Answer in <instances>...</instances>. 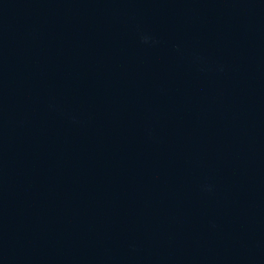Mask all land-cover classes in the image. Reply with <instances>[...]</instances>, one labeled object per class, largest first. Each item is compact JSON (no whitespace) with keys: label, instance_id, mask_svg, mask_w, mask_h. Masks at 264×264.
Returning <instances> with one entry per match:
<instances>
[{"label":"water","instance_id":"water-1","mask_svg":"<svg viewBox=\"0 0 264 264\" xmlns=\"http://www.w3.org/2000/svg\"><path fill=\"white\" fill-rule=\"evenodd\" d=\"M0 264H264V0H0Z\"/></svg>","mask_w":264,"mask_h":264}]
</instances>
